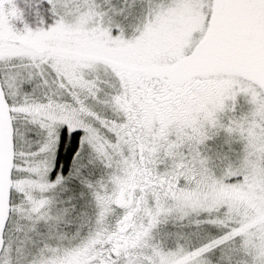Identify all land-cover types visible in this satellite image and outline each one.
Returning <instances> with one entry per match:
<instances>
[{"label":"snow or ice","instance_id":"obj_1","mask_svg":"<svg viewBox=\"0 0 264 264\" xmlns=\"http://www.w3.org/2000/svg\"><path fill=\"white\" fill-rule=\"evenodd\" d=\"M0 264H264V0H0Z\"/></svg>","mask_w":264,"mask_h":264}]
</instances>
